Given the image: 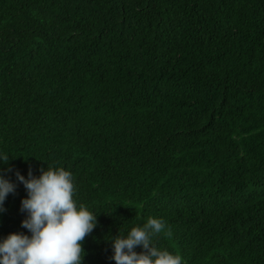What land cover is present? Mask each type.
I'll use <instances>...</instances> for the list:
<instances>
[{"label":"trees","instance_id":"1","mask_svg":"<svg viewBox=\"0 0 264 264\" xmlns=\"http://www.w3.org/2000/svg\"><path fill=\"white\" fill-rule=\"evenodd\" d=\"M0 154V239L15 173L63 167L83 264L149 217L185 264H264V0H0Z\"/></svg>","mask_w":264,"mask_h":264},{"label":"clouds","instance_id":"2","mask_svg":"<svg viewBox=\"0 0 264 264\" xmlns=\"http://www.w3.org/2000/svg\"><path fill=\"white\" fill-rule=\"evenodd\" d=\"M8 162L9 158L0 154V165ZM15 177L27 193L20 211L26 214L21 227L29 234L11 233L0 239V264H83V241L97 227L98 215L77 204L72 173L47 166L38 177L31 171L27 178L18 171ZM16 188L17 183L0 173V213L6 211L5 201ZM165 228L162 219L149 217L126 234L110 237V259L115 264H185L182 256L154 243ZM137 247L142 251H135Z\"/></svg>","mask_w":264,"mask_h":264}]
</instances>
